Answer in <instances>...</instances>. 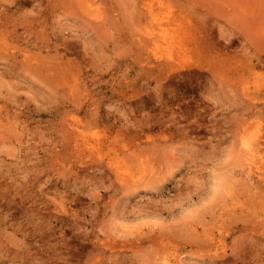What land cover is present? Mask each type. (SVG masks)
Instances as JSON below:
<instances>
[{
  "label": "rangeland",
  "instance_id": "obj_1",
  "mask_svg": "<svg viewBox=\"0 0 264 264\" xmlns=\"http://www.w3.org/2000/svg\"><path fill=\"white\" fill-rule=\"evenodd\" d=\"M0 264H264V0H0Z\"/></svg>",
  "mask_w": 264,
  "mask_h": 264
},
{
  "label": "bare ground",
  "instance_id": "obj_2",
  "mask_svg": "<svg viewBox=\"0 0 264 264\" xmlns=\"http://www.w3.org/2000/svg\"><path fill=\"white\" fill-rule=\"evenodd\" d=\"M245 144V143H244ZM249 145V144H248Z\"/></svg>",
  "mask_w": 264,
  "mask_h": 264
}]
</instances>
